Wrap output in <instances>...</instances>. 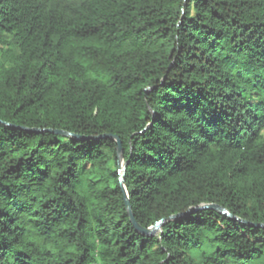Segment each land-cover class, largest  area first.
<instances>
[{
  "label": "trees",
  "instance_id": "trees-1",
  "mask_svg": "<svg viewBox=\"0 0 264 264\" xmlns=\"http://www.w3.org/2000/svg\"><path fill=\"white\" fill-rule=\"evenodd\" d=\"M0 264H264V0H0Z\"/></svg>",
  "mask_w": 264,
  "mask_h": 264
},
{
  "label": "water",
  "instance_id": "water-1",
  "mask_svg": "<svg viewBox=\"0 0 264 264\" xmlns=\"http://www.w3.org/2000/svg\"><path fill=\"white\" fill-rule=\"evenodd\" d=\"M54 134H57V135H60V136H63V137H70L71 135L68 134V133H64V132H53ZM104 139H112V140H115L116 143H117V156L119 158V167H120V171H119V174H120V185H121V188H122V192L124 194V201H125V206H126V210H127V214H128V217L130 218V221L131 223L133 224V226L135 227V229L143 234V235H146V236H153L155 235L158 231L161 230V227L163 225V222H158L156 223L152 228H149V229H142L138 224L137 222L135 221L134 219V215L132 213V209H131V204H130V201H129V198H128V194L126 192V188H125V185H124V172H125V169H126V165L123 164V157H122V147H121V143L120 141H118V139L116 137H113L111 135H108V136H104L103 137ZM121 162V163H120ZM202 208H210V209H213L225 216H228V217H231L229 212L226 211L225 209L219 207V206H206V207H202Z\"/></svg>",
  "mask_w": 264,
  "mask_h": 264
},
{
  "label": "rangeland",
  "instance_id": "rangeland-1",
  "mask_svg": "<svg viewBox=\"0 0 264 264\" xmlns=\"http://www.w3.org/2000/svg\"><path fill=\"white\" fill-rule=\"evenodd\" d=\"M121 163V162H120Z\"/></svg>",
  "mask_w": 264,
  "mask_h": 264
}]
</instances>
